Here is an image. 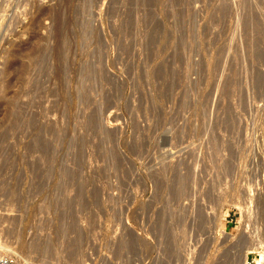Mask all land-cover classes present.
I'll return each instance as SVG.
<instances>
[{
    "label": "rangeland",
    "instance_id": "374dc122",
    "mask_svg": "<svg viewBox=\"0 0 264 264\" xmlns=\"http://www.w3.org/2000/svg\"><path fill=\"white\" fill-rule=\"evenodd\" d=\"M260 249L264 0H0V256Z\"/></svg>",
    "mask_w": 264,
    "mask_h": 264
},
{
    "label": "bare ground",
    "instance_id": "6f19581e",
    "mask_svg": "<svg viewBox=\"0 0 264 264\" xmlns=\"http://www.w3.org/2000/svg\"><path fill=\"white\" fill-rule=\"evenodd\" d=\"M84 78H86V76L84 77ZM85 80V79H84ZM243 229V228H242ZM248 247H254V249L256 250V249H258L259 247H260V245H250V246H248ZM241 260H242V263L243 264H248V251L247 252H244L243 254H242V257H241ZM14 262H16V261H14ZM241 263V264H242ZM16 264V263H15ZM255 264H264V252H262V249H260V250H257V257H256V262H255Z\"/></svg>",
    "mask_w": 264,
    "mask_h": 264
},
{
    "label": "built area",
    "instance_id": "2783aa9c",
    "mask_svg": "<svg viewBox=\"0 0 264 264\" xmlns=\"http://www.w3.org/2000/svg\"><path fill=\"white\" fill-rule=\"evenodd\" d=\"M13 260L8 255L0 256V264H12Z\"/></svg>",
    "mask_w": 264,
    "mask_h": 264
}]
</instances>
